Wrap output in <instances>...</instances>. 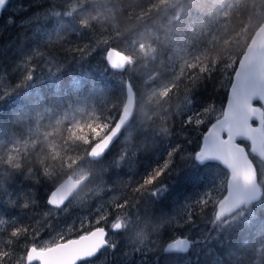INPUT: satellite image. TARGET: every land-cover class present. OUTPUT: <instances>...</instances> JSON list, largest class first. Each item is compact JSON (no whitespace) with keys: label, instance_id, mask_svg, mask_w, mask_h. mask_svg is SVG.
<instances>
[{"label":"trees","instance_id":"1","mask_svg":"<svg viewBox=\"0 0 264 264\" xmlns=\"http://www.w3.org/2000/svg\"><path fill=\"white\" fill-rule=\"evenodd\" d=\"M54 4L60 7L52 8ZM48 9L73 15L53 17ZM263 21L264 0H9L0 19V95L3 97L0 98V139H3L0 143V217L3 218L0 219L12 221L14 217L15 223L6 222L0 227V249L14 252L4 264H15L21 259L25 254L22 246L35 242L30 237L37 232L39 238L46 236L71 221L77 213L88 210L71 205L68 213L56 217L52 214L55 209L47 204L54 185L82 169L89 177L77 194L93 185L104 193L115 190L118 194L109 208L110 215L125 212L139 219H150L151 215L156 220L164 216L169 222L162 219L163 228L173 223L172 216L174 222L183 223L179 207L207 192L209 207L196 226L203 227V231L208 229L210 226L199 224L200 220L211 215L212 201L226 195L221 190V181L227 170L220 163L193 160L191 165H186L187 162L180 161L179 152L184 150L181 148L170 166L179 165L181 172L168 177L165 181L168 190L159 199L151 203L147 197L135 195L133 189L142 176L166 158L169 142L183 144L184 137H188L191 143L186 146L187 151L198 150L201 134L225 108L229 80L234 75L231 70L221 69L211 79L201 82V69L221 66L229 58L240 60ZM22 36L26 37L23 49L21 43L17 44ZM139 40H146L154 47L152 54L135 62L139 70L135 71L131 64L124 71L109 67L104 57L107 48L127 52L128 46ZM38 46L36 51L42 53L40 56L32 49ZM23 53L31 58L33 66L34 62L41 66L38 69L41 76L3 95L5 90H10L9 85L24 76L21 66L17 65ZM51 60L52 70L48 65ZM58 68L61 71L54 74ZM127 80L137 96L132 122L138 117L139 96L146 89L167 88L157 101L159 113L154 111L130 139L117 140L99 162L81 163L85 156L81 145L90 135L98 136L104 131L100 125L110 123L107 117L120 113ZM192 94L196 104L183 108ZM77 103L85 107L79 122L54 119ZM205 107L211 111L200 116L204 124L198 129L184 127L182 121L194 115L193 110L202 112ZM143 136H150L151 140L143 141ZM122 150H126L129 160L119 168L110 167L106 173L105 169ZM133 153H137L134 158ZM31 170L37 175L27 179ZM61 170L67 175H58ZM44 171L51 173L52 181L42 178ZM256 171L260 198L225 215L228 219L232 212L238 213L239 222L230 230L222 229L219 237L208 241L205 247L195 243L192 251L200 249L201 264H264V252L256 251L257 244L264 245V230H261L264 179L260 178L257 167ZM10 199L28 207H4ZM125 199L140 203L118 211L116 205ZM86 200L91 201L89 197ZM92 224L82 229L75 224V230L66 238L92 230L95 228ZM14 227H27L29 232L14 241V249H9L3 241L9 238ZM186 230L189 229L177 232ZM173 234L168 228L163 229L160 245L170 241Z\"/></svg>","mask_w":264,"mask_h":264},{"label":"snow or ice","instance_id":"2","mask_svg":"<svg viewBox=\"0 0 264 264\" xmlns=\"http://www.w3.org/2000/svg\"><path fill=\"white\" fill-rule=\"evenodd\" d=\"M7 0H0V10H2ZM60 7L57 4L52 5V8ZM48 12L53 17L64 16L72 17L71 12H62L48 9ZM23 23V22H22ZM34 51L39 49L38 47L32 48ZM37 55H41L36 51ZM41 66L35 64L27 70V74L23 76L14 85H9L10 90H5L3 95H7L16 91L24 85L28 80H31L34 75L35 69H40ZM62 68H58L55 73L61 71ZM227 72L231 70L234 76L229 80L230 83V95L226 108L220 111L216 117L215 122L211 123L207 131L201 134V143L198 150L194 153L187 151V145L191 143V139L184 137L185 143H177L175 145L169 142V151L166 158L159 164L155 165L150 172L142 176L137 181V187L133 189L135 195L143 198L147 197L150 202H154L155 199H159L163 193L168 190V185L165 181L172 173L177 175L181 172V167H170L175 161V156L181 148L183 151L179 152L180 161L187 162L186 165H191L192 161L203 163L206 160L218 161L227 170L224 179L221 181V190L226 193L227 196L222 195L219 199L212 201L213 211L206 219L200 220L199 224L207 223L210 227L203 231V235L192 238L190 235L191 228L198 225L197 220L200 216L207 212L210 200L205 197L208 193H204L201 197H198L195 201H187L180 208L184 217L183 223L174 222L173 216L171 217L173 223L165 228L174 233L171 242L161 244L154 248H145L143 243L131 244L132 252L125 253L129 257L128 264H175L173 258H177L181 264H201L200 249L192 251L193 244L199 243L201 247H205L208 241L215 240L219 237L220 231L227 227L230 230L238 222V217H231L225 219V214L232 211V207L228 206V200L231 197L233 190L240 191L245 189L248 191V196L244 203H250L252 200H258L261 191L256 186V183L249 181H256V165L253 164L252 158H257L264 163V50H261L257 59L252 57L245 58L243 61H232L230 58L221 66L213 65L209 69H201L203 76L201 82L211 79V77L218 70ZM0 98H3L0 95ZM259 100L260 105L256 106L254 101ZM196 104V98L192 94L186 100V105L193 106ZM47 111H51L48 109ZM194 115H188L183 121L184 127L193 126L198 129L200 125L205 121L200 119V116H206L211 109L208 107L203 108L202 112H195ZM120 113L117 112L114 116H109L106 119L110 123L100 125L104 129L99 135H90L87 142L81 147L85 150V156L81 163L86 161H100V158L110 149L113 140L121 132L123 124L120 121ZM130 116L125 117V123ZM257 120L258 126H253L252 121ZM120 125L119 130L115 134H110L112 129ZM108 136L109 138L104 141L103 146L97 152H90L89 149L96 148L100 143V140ZM241 138L250 143V148H245L240 143H237V139ZM0 143H3V139H0ZM137 153L132 154V158ZM129 160L126 155V150H122L117 158L111 161V164L105 169L108 173L109 168H119L121 164ZM249 167L251 169L250 176H242L241 169ZM37 175L36 171L31 170L28 173L27 179L34 178ZM58 175H67V172L61 170ZM43 179L52 181L53 177L51 173L47 171L43 172ZM154 189V190H153ZM24 193H19V196H23ZM71 198V192L66 195L63 193L62 187H56L54 185L53 190L47 200V204L60 208L69 201ZM139 200L130 201L125 199L123 203L117 204L116 209L129 208L133 205H138ZM13 206L18 208H27V204H20L18 200L10 199L5 203L4 207ZM167 214V213H166ZM107 215H102L100 220L96 221L97 224L100 221H107ZM15 223V218L12 221H5L0 219V227L5 223ZM83 228V225H81ZM157 233L159 236L163 229ZM188 228L186 233H177L178 229ZM261 230H264V225H261ZM115 231L118 233L126 232L127 225L123 223L121 217H116L115 222L110 223L106 227H95L91 231L78 234L76 238H65L64 235H59L57 238L52 239L50 242L46 241L41 243L39 241V232L35 236L30 237L35 242L23 247L24 255L21 259L16 260L15 264H87L89 260L96 257L105 248L115 250L118 247L117 243L111 242L109 239V232ZM29 229L27 227H14L9 233V238L4 240L3 243L9 248L14 249V241L19 240L22 235L28 234ZM245 246L248 244L245 242ZM257 252H264V245L257 244ZM14 255L13 251L0 249V264H4L5 261L10 260ZM235 255V254H234ZM138 257V259L136 258Z\"/></svg>","mask_w":264,"mask_h":264},{"label":"rangeland","instance_id":"3","mask_svg":"<svg viewBox=\"0 0 264 264\" xmlns=\"http://www.w3.org/2000/svg\"><path fill=\"white\" fill-rule=\"evenodd\" d=\"M31 37L32 36H30V39ZM25 38H26L25 36H22V38L21 39L19 38L17 41V44L21 43L20 44L21 48L24 47L26 40ZM106 51L104 53V57ZM153 51H154V47L151 45L150 42L146 40H139L135 43H131L128 46V51L127 52L125 51V53L131 57L132 59L131 67L134 68L135 71H137L139 70L140 67L138 66V68H136L137 66H135L136 64L135 62L141 61L145 56L152 54ZM17 65L21 66V71L24 75L27 74V70H30L33 67L31 58L28 56H24V53L22 55L21 62L19 61ZM48 65L51 67L52 70L54 67L53 60H51ZM40 76L41 73L39 72V70L35 69L33 78H39ZM166 89L167 88L146 89L139 96L140 102H139L138 117L135 121L131 122V124L126 128V130L122 134L121 137L123 140L126 139L128 140V138L130 139L131 137L129 136L132 133L134 134L142 126H144L143 125L144 122L151 117L154 111L155 114L159 113L160 107L157 104V101L161 99ZM186 106H187L186 103L183 104V108H187ZM84 111H85L84 105L81 103H77L75 105H72L69 109L57 115V117H55L54 119L58 118L60 121H71L73 124H75L81 120ZM141 140L145 141L151 139L150 136H143ZM240 143H242L246 147V149L250 148V144L247 141L242 139L240 140ZM254 160L256 167L260 170L261 173L260 178L264 179V163H261V161L257 158H254ZM84 174H85V170L82 169L78 173L73 175L78 177ZM117 194L118 193L115 192V190L110 191L109 193H104L102 189L99 188L97 185H93L90 188H87L85 191L83 190L79 194H76L74 198L70 201L69 206H65L61 209L54 208L55 210L52 212V214L58 217L65 214L66 212L68 213V208L71 205H73L75 209H84V210L88 209V210L82 213L81 212L77 213L71 221L66 222L64 225L56 227L54 230L50 232V234L39 238V241L41 243L46 241L50 242L52 239L57 238L59 235H64L66 238L69 235V233H71V231L75 230L74 229L75 224L79 229H82L81 225H83V227L89 226L91 222H93L92 225L95 227H97L98 225H103L107 227L110 223L115 222L116 217H121L123 223L127 225V231L121 233L115 231L109 232L110 233L109 239L112 242L117 243L118 247L114 251L111 249H109L107 252L103 251L97 259L88 261L87 264H128L129 257L126 256L125 253H131L133 251L131 248V244L143 243L145 245V248H154L159 246L160 245L159 238L161 234L157 236V233L161 230V228H163L162 219L165 222L166 221L169 222L167 217L164 218V216H161L160 220H156L153 219V216L149 214L150 219L149 218L139 219L138 217L134 218L131 214L125 212L117 216H114V214L110 215L112 214V212L109 210V208L111 207L112 201H114L117 198ZM86 197H89L91 201L90 200L87 201ZM83 203L86 204L84 206H81L83 205ZM241 209L242 207L239 210ZM102 215H107L108 217L107 221H100V223L97 224L96 221L100 220V217ZM109 215L111 216V220H109ZM237 216L238 213L234 211L232 212V214L228 216V218L237 217ZM203 229L204 228L201 226L193 227L190 232L191 237L195 238L196 236L202 234ZM187 231L188 230H186L184 233H186ZM178 233L179 232H177L176 234ZM72 237H76V236H72ZM195 247H196L195 244H193L192 249H195ZM109 253H113V254L109 255ZM136 258L138 259V257ZM173 260L175 261V264H181V262L177 258L174 257Z\"/></svg>","mask_w":264,"mask_h":264},{"label":"water","instance_id":"4","mask_svg":"<svg viewBox=\"0 0 264 264\" xmlns=\"http://www.w3.org/2000/svg\"><path fill=\"white\" fill-rule=\"evenodd\" d=\"M8 2H9V0H7L4 8L2 10H0V19L2 17V13H3L6 5L8 4ZM261 50H264V21L261 23V25L254 32V34L251 37V40L249 41V43H248L243 55L241 56L240 60L243 61L245 58H248V57H252L253 59H257ZM105 58H106V61L109 65V67L116 70V71H124L127 68V66L131 63V57L128 56L125 52H123V51H121L115 47H109L107 49L106 54H105ZM125 85H126V90H125L126 96H125V101H124L123 106L121 108L120 117H119L121 123L124 126H123L121 132L113 140L112 145L121 137L122 133L124 132L127 125L130 123V121L132 120V118L134 117L135 112H136V107H137L136 91H135L132 83L130 82V80H127ZM229 95H230V89L228 92L225 108L227 106ZM257 101H259V100H257ZM127 116H130L131 118L128 119L127 122L125 123V117H127ZM255 121L258 122L254 118L252 123ZM253 126L255 127L256 125L253 123ZM119 127H120V125H117L116 127H114L110 134H115L119 130ZM108 138H109L108 136H104L100 140V143L97 145V147L90 149L89 151L90 152L99 151L100 148L103 146L104 141H106ZM240 140H242V139L238 138L237 143H239ZM211 161H214V160H211ZM216 162H218V161H216ZM252 162H253V160H252ZM253 164H254V162H253ZM250 174H251V169L249 167H244L243 169H241V175L242 176L247 177V176H250ZM88 177H89L88 174H84L80 177L73 176L71 174V175L67 176L65 179H63L56 187H62L63 193L65 195L70 191L71 192V198H72L73 195L87 181ZM249 182L256 183V186L259 187L260 191H261V187H260L259 182H258L257 171H256V181H249ZM225 196H227V194ZM247 196H248V191L245 189H241L240 191L233 190L231 193V197L228 200V206L231 207L233 205H236L235 207H232V211H233L234 209H236L240 205L244 204V201L246 200ZM252 201H255V200H252ZM67 202L68 201H66L65 204ZM64 205H62L60 208H62ZM51 207L55 208L54 206H51ZM226 214H228V213H226ZM97 227H104V226H97ZM72 238H76V237H72ZM168 242H171V240Z\"/></svg>","mask_w":264,"mask_h":264},{"label":"bare ground","instance_id":"5","mask_svg":"<svg viewBox=\"0 0 264 264\" xmlns=\"http://www.w3.org/2000/svg\"><path fill=\"white\" fill-rule=\"evenodd\" d=\"M131 62H132V59H131ZM130 64H131V63H130ZM130 64H129V65H130ZM129 65H128V66H129ZM125 87H126V85H125ZM136 97H137V96H136ZM259 105H260V104H259ZM259 105H258V106H259ZM136 108H137V107H136ZM135 113H136V112H135ZM134 116H135V115H134ZM133 118H134V117H133ZM133 118H132V120H133ZM132 120H131L130 123L127 125V127L131 124ZM127 127H126V128H127ZM126 128H125V130H126ZM125 130H124V131H125ZM123 133H124V132H123ZM123 133H122V134H123ZM121 136H122V135H121ZM120 138H121V137H120ZM120 138H119V139H120ZM119 139H118V140H119ZM239 143H240V141H239ZM240 144H242V143H240ZM242 145H243V144H242ZM83 185H84V184H83ZM83 185H82V186H83ZM80 189H81V188H80ZM80 189H79V190H80ZM79 190L73 195V197L79 192ZM73 197H72V198H73ZM72 198H71V199H72ZM71 199H70V200H71ZM70 200H69L68 202H70ZM255 201H256V200H255ZM68 202H67V203H68ZM251 202H252V201H251ZM67 203H66V204H67ZM66 204H65V205H66ZM65 205H64L63 207H65ZM63 207H62V208H63ZM52 208H53V207H52ZM56 209H61V208H56ZM228 214H229V213H228ZM226 215H227V214H226Z\"/></svg>","mask_w":264,"mask_h":264},{"label":"flooded vegetation","instance_id":"6","mask_svg":"<svg viewBox=\"0 0 264 264\" xmlns=\"http://www.w3.org/2000/svg\"><path fill=\"white\" fill-rule=\"evenodd\" d=\"M254 104L258 106V105L260 104V101H257V100H256V101H254ZM253 123H254L256 126H258V122L255 121V122H253ZM247 142H248V141H247ZM248 143H249V142H248ZM249 144H250V143H249ZM106 228H107V227H106ZM109 234H110V233H109ZM109 236H110V235H109ZM103 251H104V250H102V252H103ZM102 252H101V253H102ZM101 253H99L96 257L92 258L91 260L97 259ZM91 260H89V261H91Z\"/></svg>","mask_w":264,"mask_h":264}]
</instances>
